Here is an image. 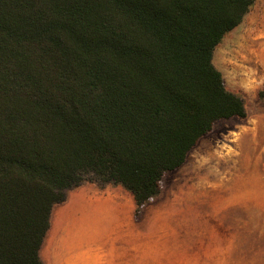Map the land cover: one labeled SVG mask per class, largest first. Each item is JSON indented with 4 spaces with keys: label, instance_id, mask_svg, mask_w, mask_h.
I'll return each mask as SVG.
<instances>
[{
    "label": "trees",
    "instance_id": "16d2710c",
    "mask_svg": "<svg viewBox=\"0 0 264 264\" xmlns=\"http://www.w3.org/2000/svg\"><path fill=\"white\" fill-rule=\"evenodd\" d=\"M254 2L0 0V264H44L51 210L85 181L138 217L216 121L246 116L212 57Z\"/></svg>",
    "mask_w": 264,
    "mask_h": 264
},
{
    "label": "rangeland",
    "instance_id": "374dc122",
    "mask_svg": "<svg viewBox=\"0 0 264 264\" xmlns=\"http://www.w3.org/2000/svg\"><path fill=\"white\" fill-rule=\"evenodd\" d=\"M212 61L225 87L243 99L246 116L216 121L185 162L164 174L160 193L138 217L120 185L85 181L67 191L51 210L40 249L44 264L53 256L67 264L65 245L84 254L94 250L89 238L113 235L109 206L93 201L110 189L133 205L131 215L124 209L133 220L125 229L135 252L148 251L149 264H264V101L257 95L264 86V0L223 35Z\"/></svg>",
    "mask_w": 264,
    "mask_h": 264
},
{
    "label": "crops",
    "instance_id": "0c3cea01",
    "mask_svg": "<svg viewBox=\"0 0 264 264\" xmlns=\"http://www.w3.org/2000/svg\"><path fill=\"white\" fill-rule=\"evenodd\" d=\"M92 192V194H96L97 191ZM90 196L93 198L92 195ZM95 200L107 203L113 216V220H110V223L113 227H117L116 230H114L113 235L109 234L107 236V240H103L102 237L99 238L101 235L99 237L95 235L93 239L89 238V241L93 243L94 249L91 252L83 251L84 254H79L81 250L80 252H70V248H74V246L70 247V244L67 245V251H65V245L61 262L63 263L66 259L68 261L67 264H149L148 251L135 252L132 245L134 236L132 233L128 234L125 229L127 224L133 223V220L131 216L130 218L128 217L129 213H125L124 209L127 206L131 215L133 205L126 204L119 196V193L111 189L106 191L105 194H101V196L97 195V198L93 199V201ZM78 249H81L79 244ZM46 261V264H56L54 256L47 258Z\"/></svg>",
    "mask_w": 264,
    "mask_h": 264
},
{
    "label": "bare ground",
    "instance_id": "6f19581e",
    "mask_svg": "<svg viewBox=\"0 0 264 264\" xmlns=\"http://www.w3.org/2000/svg\"><path fill=\"white\" fill-rule=\"evenodd\" d=\"M86 201H87V200H86ZM86 201H85V202H86ZM81 204H82V203H81ZM74 207H76V206H74ZM80 207H81V206H80ZM76 209H78V208L76 207ZM72 210H73V209H72ZM77 212H78V211H76V213H77ZM67 213H68V212H67ZM67 213H66V214H67ZM73 213H74V211H73ZM85 214H86V213H85ZM63 215H64V212H63ZM82 215H83V214H82ZM82 215H81V216H82ZM67 216H68V215H67ZM79 216H80V215H79ZM66 218H67V217H66ZM66 218H64V219H66ZM73 218H76V217H74V215H73ZM78 218H81V217H78ZM76 219H77V218H76ZM67 220H68V219H67ZM69 221H72V219L69 220ZM62 222H63V220H62ZM73 222H74V219H73ZM63 224H64V222H63ZM72 224H73V223H72ZM78 224H80V223H78ZM77 227H79V229L81 228L80 225H78ZM73 228H74V227H73ZM75 228H76V227H75ZM69 230H70V229H69ZM80 230H81V229H80ZM80 230H79V232H80Z\"/></svg>",
    "mask_w": 264,
    "mask_h": 264
}]
</instances>
